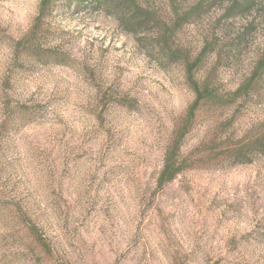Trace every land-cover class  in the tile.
<instances>
[{
  "label": "rangeland",
  "instance_id": "obj_1",
  "mask_svg": "<svg viewBox=\"0 0 264 264\" xmlns=\"http://www.w3.org/2000/svg\"><path fill=\"white\" fill-rule=\"evenodd\" d=\"M39 2L0 0V264H264V156L159 187L194 97L182 64L159 63L112 17L65 1L39 44L15 52ZM221 13L184 26L175 43L192 58L211 45L195 78L227 94L264 59V5ZM263 126L264 70L230 107L202 109L181 152L215 127L234 143ZM31 229L49 250L33 246Z\"/></svg>",
  "mask_w": 264,
  "mask_h": 264
},
{
  "label": "trees",
  "instance_id": "obj_2",
  "mask_svg": "<svg viewBox=\"0 0 264 264\" xmlns=\"http://www.w3.org/2000/svg\"><path fill=\"white\" fill-rule=\"evenodd\" d=\"M59 1L73 3L76 10L88 6L96 12H104L122 26L126 34L133 35L142 46L151 50L159 63L182 64L185 83L194 97L185 113L176 122L166 146L162 167L156 180L159 187L172 182L189 169L214 168L223 164L233 166L247 164L255 155L264 156V126L254 134L246 135L234 143L222 139L217 131L219 127H215L206 133L192 151L186 154L181 152L186 136L193 129L197 114L204 108L226 109L233 105L243 91L250 89L261 75L264 70V59L259 61L245 85L233 93L221 94L211 82H200L195 78V72L211 49V45L205 44L201 52L192 58L188 49L175 43L177 33L184 26L201 21L214 9H221L222 19L231 20L257 10L264 5V0H167L165 9L146 0H40L33 23L27 34L16 44L15 52L33 49L34 43L36 46L39 44L44 33L45 19L51 16ZM163 10L166 16L162 13ZM146 38H150L151 42ZM39 52L40 54L35 53L38 58L54 60L51 62L57 65L63 64V59L56 54ZM30 234L33 246L40 251L49 250L45 238L37 229L36 233L31 229Z\"/></svg>",
  "mask_w": 264,
  "mask_h": 264
}]
</instances>
